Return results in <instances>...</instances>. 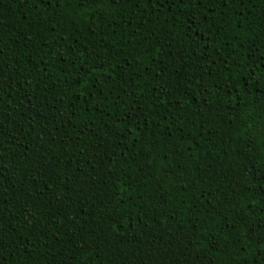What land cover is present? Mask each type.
Instances as JSON below:
<instances>
[{"label": "trees", "instance_id": "1", "mask_svg": "<svg viewBox=\"0 0 264 264\" xmlns=\"http://www.w3.org/2000/svg\"><path fill=\"white\" fill-rule=\"evenodd\" d=\"M0 264H264V0H0Z\"/></svg>", "mask_w": 264, "mask_h": 264}, {"label": "snow or ice", "instance_id": "2", "mask_svg": "<svg viewBox=\"0 0 264 264\" xmlns=\"http://www.w3.org/2000/svg\"><path fill=\"white\" fill-rule=\"evenodd\" d=\"M113 3L118 6L119 0H113Z\"/></svg>", "mask_w": 264, "mask_h": 264}]
</instances>
